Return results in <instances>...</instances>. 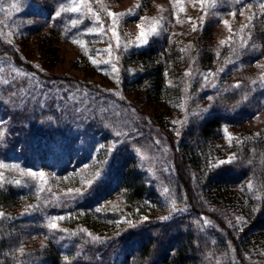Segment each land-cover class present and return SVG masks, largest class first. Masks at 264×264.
I'll use <instances>...</instances> for the list:
<instances>
[{
    "label": "rangeland",
    "instance_id": "1",
    "mask_svg": "<svg viewBox=\"0 0 264 264\" xmlns=\"http://www.w3.org/2000/svg\"><path fill=\"white\" fill-rule=\"evenodd\" d=\"M243 5L237 0H205L203 4L200 0H58L51 15V0H0V190L19 191L16 212L0 209V248L5 247L12 263L30 264L51 246L49 237H58V230H62L81 234L84 246L97 248L93 264H123L124 240L113 241V236L101 237L85 227L71 229L69 225L81 212H64L77 208L87 196L102 192L111 178L114 182V175L123 171L115 158L120 140L89 132L87 125L92 118L100 116L109 122L121 115L116 119L118 125H113L114 136L121 137L130 130L129 123L141 122L143 112L158 114L156 119L160 116L161 122L168 120L163 127L147 120L145 130L154 129V133L138 136L141 142L134 139L131 150L146 182L170 201L169 212L156 218L140 215L137 210L132 214L127 210L124 190L113 193L96 209L117 213L118 224L124 227L122 234L138 236L142 233L133 226L167 222L187 211L185 193L177 192L170 150L171 141L178 143L186 124L196 126L203 119L199 117L210 110L228 109L230 118L218 130L210 150L216 166H226L234 159L237 147L241 149L247 139L264 132V0H243ZM233 11L235 17L230 15ZM109 12L117 15L110 17ZM55 33L58 39L53 44L58 51L49 56L44 53V43ZM154 43L169 53L170 47L180 52L184 60L172 66L167 76L168 84L175 86L179 81L184 91L177 111L170 116L124 85L126 77L136 73L132 54ZM193 44L198 47L196 52ZM204 44L213 63L203 69L198 59ZM4 53L22 63L15 64ZM122 97L126 103H119ZM27 130L35 133L25 138L24 144H9ZM70 139L75 143L69 147ZM237 191L243 195V187ZM207 209L229 226L247 264H264V231L250 245L242 246L241 237L250 226L245 216ZM237 217L242 220L238 222ZM207 220L212 223L203 225L192 219L191 224L200 240L206 241L202 245L207 263L231 264L230 259L236 256L234 246L226 244L213 220ZM50 223L57 227L50 228ZM10 224L13 227L9 228ZM149 228L147 233L152 236L163 231L162 227ZM104 240L106 245L102 246ZM75 252L86 251L77 246Z\"/></svg>",
    "mask_w": 264,
    "mask_h": 264
},
{
    "label": "trees",
    "instance_id": "2",
    "mask_svg": "<svg viewBox=\"0 0 264 264\" xmlns=\"http://www.w3.org/2000/svg\"><path fill=\"white\" fill-rule=\"evenodd\" d=\"M51 2L52 6L50 8H52V11L50 14L52 15L57 9L58 0H51ZM56 21H59V19L57 18ZM63 22L67 21L64 20ZM58 29H62V27L60 26ZM54 35L52 39L44 43L46 45L44 53L49 56L56 55L58 51L53 44L58 39V35L57 33ZM0 45L3 47L2 43ZM163 45H165L164 42ZM170 49L169 53L167 48L164 49V46L154 43L148 48L136 51L135 54H132L133 62H136L134 64L136 73H133L131 77H126L124 83L130 90H135L134 93L138 94V98H142L144 95L149 105L153 108L160 107V110L167 113L168 116L177 111L176 105L181 102L184 94L179 81L176 82L175 86L168 84L167 81L171 67L180 65L184 61L180 58V52L174 51L171 47ZM193 49L196 52L198 47L193 44ZM199 52L202 56L198 59L200 60L198 63L200 67L203 69L210 67L213 63V57L206 44ZM3 55L9 57L17 65L22 63L18 58L12 57L11 54L4 53ZM88 89L93 94L100 95L96 89L89 87ZM118 101L119 103H126L123 97ZM227 110L224 108L210 110L208 115L199 117L198 120L203 119L200 120L198 125L186 124L183 127L185 134L183 133V136L179 138L178 143L171 141L170 150L174 157L177 192L183 191L185 193L184 204L187 211L177 213L167 222L157 221L152 224V227L158 229L162 227L163 231L158 236L147 233L150 230L149 227H151L149 225L145 228L133 226L135 231L139 234L142 233L141 236H138V233L134 235L133 232L122 234L124 227L118 224L120 216L117 213H101L97 212L96 209L102 201L113 193L124 190L126 207L128 212L130 210L132 214L134 210H137L136 212L140 215L144 214L149 218H156V216L166 215L169 212L170 201L163 198L157 187L153 186L152 183L149 185L146 182L145 173L138 170V163L132 157L134 151L131 150L134 139L141 142L139 140L141 136L145 134L152 136L154 133V129L152 132L145 130L148 124L147 120H150L152 125L159 124L158 126L161 127L168 120L161 122L160 116V119H156L158 114L148 116V113L143 112L141 122L138 124L128 122L130 130L121 137L114 136L115 131L113 129V125H118L116 119L121 115L114 117L109 122L100 118V116L94 117L93 115L94 118L87 125L89 132L93 130L97 136L112 137L117 142L120 140L119 147H117L119 153H116L115 158L121 162L120 170L122 168L123 171L115 174L114 177L117 180L113 182L112 177L110 183L102 192L87 196L88 199L82 204H78L77 208L64 211H69L71 214L81 212L78 213L75 222L72 220L74 224L69 225V227L71 229H75L76 226L85 227L100 234L101 237L109 238V236H113V241L124 240L122 251L126 257L123 264H208V259L204 254L205 246L202 245L206 241L200 240V234L191 224L192 219L200 221L203 225L212 223L207 220L209 219L216 223L226 244L228 242L234 246L236 256L234 254L230 259L231 264H247L238 249V241L232 235L229 226L221 216H216L207 208L214 207L222 209L224 212L245 216L244 218L249 221L250 226L247 233L241 237L242 246L250 245L255 238L262 236L264 231V132L247 139L241 149L237 147L234 152V159L226 166L222 164L216 166L212 163L214 160L210 158L213 155L210 150H213L212 143L217 139L218 130L224 121L230 118ZM236 113L237 117L241 116L240 112ZM140 125H142V133L139 131ZM34 133L27 130V132L20 134L21 137L18 136L13 141L9 140V144L11 146L22 145L25 138H29ZM135 136L136 138H134ZM26 141L28 142V140ZM74 143L75 140L70 139L69 147ZM64 148L66 147L64 146ZM125 170L126 176H124ZM195 185L198 188H195ZM238 187H243V195L237 191ZM18 194L19 191L12 188L0 190V209L7 213L16 212L19 203ZM256 208L257 210H255ZM13 225L10 224L8 227H13ZM8 227L6 226V228ZM50 237L51 246L46 248L42 255H38L37 259L32 258L29 261L30 264H93L91 261L93 252L97 248L92 249L88 245L84 246L83 243L85 242L82 240L81 234L78 236L71 232L66 233L58 230V237L54 238L53 235ZM136 237L138 238L136 239ZM7 243L6 241L5 244ZM223 244L225 245V243ZM103 245H106V240L103 241ZM77 246H80L86 252H75ZM4 248L2 246L0 248V264H14L15 262L12 263V257L4 252ZM224 248L226 249V247Z\"/></svg>",
    "mask_w": 264,
    "mask_h": 264
},
{
    "label": "snow or ice",
    "instance_id": "3",
    "mask_svg": "<svg viewBox=\"0 0 264 264\" xmlns=\"http://www.w3.org/2000/svg\"><path fill=\"white\" fill-rule=\"evenodd\" d=\"M200 2H201V4H203V3L205 2V0H200ZM237 3H240V4H241V7L243 8V6H244V5H243V0H237ZM55 15L59 16V15H60V12H57ZM108 15H109L110 17H115L117 14L109 12ZM230 15H232L233 17H235L236 12L233 11V12L230 13ZM249 19H251V17H249ZM222 22H223L225 25L228 24V21H227V20H223ZM193 30H195V27L193 28ZM153 31L155 32L156 29H153ZM241 31H243V26H242V28H241ZM141 35L143 36L144 33L141 32ZM145 42H146V41H145ZM73 43H77V41H73ZM223 43H225V42H224V41H221V44H223ZM93 63H95V62L93 61ZM238 86H239V85H236L235 87H238ZM120 134H121V133H117V135H120ZM0 135H2V133H0ZM221 163H224V162L222 161ZM28 174L33 175V176L36 175V173H28ZM39 175L42 177L44 174H43V173H39ZM97 175H99V173H97ZM77 191H79V190H77ZM0 215H3V214L0 213ZM60 219H63V218H60ZM236 219H237L238 222L242 220V218H239V217H237ZM49 227L52 228V229H55V228L57 227V225H56L55 223H50V224H49ZM20 251L23 252V249H20Z\"/></svg>",
    "mask_w": 264,
    "mask_h": 264
}]
</instances>
